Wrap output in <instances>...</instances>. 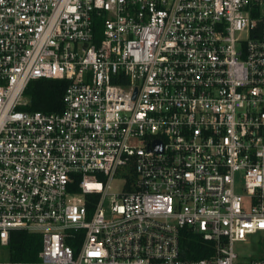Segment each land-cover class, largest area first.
Instances as JSON below:
<instances>
[{"label": "built area", "instance_id": "1", "mask_svg": "<svg viewBox=\"0 0 264 264\" xmlns=\"http://www.w3.org/2000/svg\"><path fill=\"white\" fill-rule=\"evenodd\" d=\"M40 78L62 110L23 109ZM18 229L37 259L0 264H264V0H0V244Z\"/></svg>", "mask_w": 264, "mask_h": 264}, {"label": "trees", "instance_id": "2", "mask_svg": "<svg viewBox=\"0 0 264 264\" xmlns=\"http://www.w3.org/2000/svg\"><path fill=\"white\" fill-rule=\"evenodd\" d=\"M69 81L66 79L40 78L33 80L26 88L30 111H60L64 108V94ZM42 247V236L27 230H12L8 243V257L11 260H34ZM182 256L188 259L208 257L213 253V242L205 241L200 234L189 229L181 233Z\"/></svg>", "mask_w": 264, "mask_h": 264}, {"label": "rangeland", "instance_id": "3", "mask_svg": "<svg viewBox=\"0 0 264 264\" xmlns=\"http://www.w3.org/2000/svg\"><path fill=\"white\" fill-rule=\"evenodd\" d=\"M26 99L29 100V97L26 96ZM256 237L250 242H238L235 244V249L241 257L249 258L257 253ZM8 246L0 244V260L5 261L8 259Z\"/></svg>", "mask_w": 264, "mask_h": 264}, {"label": "water", "instance_id": "4", "mask_svg": "<svg viewBox=\"0 0 264 264\" xmlns=\"http://www.w3.org/2000/svg\"><path fill=\"white\" fill-rule=\"evenodd\" d=\"M135 95H136V93H135Z\"/></svg>", "mask_w": 264, "mask_h": 264}]
</instances>
